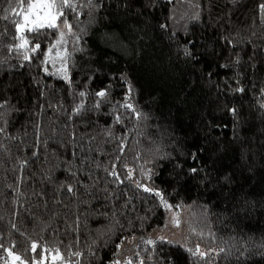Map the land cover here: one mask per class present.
Wrapping results in <instances>:
<instances>
[{"label": "trees", "instance_id": "trees-1", "mask_svg": "<svg viewBox=\"0 0 264 264\" xmlns=\"http://www.w3.org/2000/svg\"><path fill=\"white\" fill-rule=\"evenodd\" d=\"M261 4L264 0H103L91 16L80 17L86 31L81 34L82 51L72 56L71 88L46 76L38 60L28 64L6 48L0 50V61H5L0 65V99L19 109L11 113L8 126V134L19 139L6 140L12 152L0 153V264L7 258L3 249L13 248L30 260L33 254L26 249L32 242L62 253L70 245L86 251L93 240L100 242V234L106 243L100 245L95 264L117 259L128 240L135 252L132 264L140 259L145 264H167L169 259L171 264H195L186 249L197 245L203 251L231 248L230 255L220 254L212 264H264ZM7 7L0 0V9ZM3 15L0 11V31H11L10 21L17 17L10 14L4 21ZM122 76L146 119L136 121L126 114L123 125L114 124L111 104H103L68 120L71 92L88 93L84 100L90 105L97 99L95 92L110 88L109 99L123 102L128 83ZM75 102H80L78 96ZM37 113L43 136L49 135L54 119L58 131L64 124L69 128L61 133L63 143L50 141L42 151L51 163H30L23 172L27 181L17 190L20 173L13 169L21 159H32ZM109 127L115 138L97 135L90 140ZM72 131L75 140L69 137ZM125 135L121 156L118 138ZM113 163L122 180L126 164L143 184L161 190L172 210L187 208L180 241L141 243V238L150 239L168 227L169 210L131 181L119 183L104 172ZM192 168L198 171L192 173ZM148 169L151 179L142 174ZM64 185L77 190L75 197L62 190ZM17 191L22 194L17 196ZM77 216L80 226L73 232Z\"/></svg>", "mask_w": 264, "mask_h": 264}, {"label": "snow or ice", "instance_id": "snow-or-ice-1", "mask_svg": "<svg viewBox=\"0 0 264 264\" xmlns=\"http://www.w3.org/2000/svg\"><path fill=\"white\" fill-rule=\"evenodd\" d=\"M169 2L172 3L174 0H169ZM6 3L8 4V7L0 9V11H3L4 13L2 19L4 21H9L10 14H14L17 19L10 21L13 26L11 31H9L8 27H5L3 31H0V50L6 48L8 53L15 54L17 60H22L28 64H31L34 60H38L41 65V70L46 76L60 79L71 88L73 80L70 75V69L75 67V62L72 60V56L74 52L82 51L79 44L82 39L81 34L86 31V27L82 26L83 22L80 17L84 15L91 16L93 10H99L98 5H103V0H6ZM14 4L15 6H13ZM259 7L261 12H264V4H261ZM81 9H88V11L84 12L81 11ZM194 18L198 19L199 17L197 15ZM261 20L264 21V16L261 17ZM6 36L10 37V41L6 42L4 40V37ZM70 42L72 45L71 50L68 47ZM186 54L190 55L187 50ZM4 62L5 61H0V65ZM21 66L24 65L21 64ZM49 66L53 69L52 71H50ZM120 79L125 80V82L128 83L126 77L122 76ZM238 90L243 91V89ZM133 91L132 86L128 83L127 92L124 96L123 102L116 101L113 103L109 99L111 95L110 88H105L94 93V96L97 99L93 100L90 105H86L84 100V98L89 95L88 93L85 91L71 92L73 107L68 111V120L71 121L73 117H83L84 113L87 111H97L103 104H111L112 110L109 114L113 117L114 124L123 125L126 114L129 118L134 117L136 121H140L142 118L146 119L132 102ZM262 93H264V90H262ZM41 95H43V93H41ZM77 96L80 98L79 103L75 102ZM261 107H264V105H261ZM121 109L124 111H121ZM17 111H19V109L11 106L7 99H0V153L10 154L12 152V146L5 143L6 140L19 139L16 136L8 134L11 113ZM230 111L235 114L236 109L233 108ZM36 117L37 118L33 124L35 129V140L31 145L32 159H21L19 161V168L13 169L14 172L20 173V175L16 177L15 189L17 190L20 183H26L27 181V177L23 176V172L24 169L29 167L30 163L35 164L41 162V167H43L44 163H51L47 156L42 154V151L47 148L50 141H59L60 143H63L61 140V133L67 131L69 128L68 124H64L60 126L58 131L54 126L56 123V120L54 119L51 122L53 126L48 130L49 135L43 136L42 132L44 131V128L39 118L40 113H37ZM68 134L71 139L75 140L77 137L75 131L69 132ZM25 135H27V132H25ZM97 135H106L110 138H115L110 127L103 129V132H97L96 135H90V140H95ZM118 139L119 143L117 147L122 156L127 145V135L121 136ZM81 142L83 143L84 141L81 140ZM16 147L19 148L20 145H17ZM73 156H76V151H73ZM193 158L195 157L193 156ZM115 159L116 161H119L120 156H117ZM82 162H84L83 158ZM97 167H100V165H97ZM122 167L126 170L124 172L123 180L121 179L120 173L116 170L115 163L111 165V168H104L103 170L119 183H124L125 180L131 181L135 184L137 189L157 197L160 204L163 205L165 209L169 211L173 209V205L168 203L161 190L145 185L139 179L135 178V169L128 167L126 164L122 165ZM197 171V168L191 169L192 173H196ZM142 174L146 179H151L153 175L151 169L143 171ZM72 176L75 178L76 173L72 172ZM45 178L51 180V176ZM10 187H12V185H10ZM62 190H65L67 193H72L74 197L77 191L72 185L62 186ZM21 194L22 193L17 191V196ZM84 195H90L87 189L85 190ZM76 198L79 199L78 197ZM80 203H84V201L81 199ZM46 206L47 205H45V207ZM206 214L207 208L205 207L204 215L206 216ZM101 215H105V213H101ZM113 215H115V211L113 212ZM116 223H119V221H116ZM172 224L174 227L180 226V220L176 214H173ZM79 226L80 219L79 216H77L72 231L77 232ZM13 227H15V225H13ZM103 235L104 234H100L101 238L99 243L96 240H93L92 243L88 245L86 251L81 250L74 245H70L69 248L71 250L67 253H62L59 248L45 247L37 242H32L28 249H26V251L33 254L30 260L22 259L21 255H18L13 251V248L3 249L7 254L4 264H17V262H19V264H81L82 260L84 264H95L100 245L106 243L103 240ZM200 235L203 237L202 232ZM76 243H79V237H76ZM122 243L123 240L121 241V244ZM141 243L148 246H155L157 243L164 245L172 244L173 242L160 236L156 240L141 238ZM121 244L117 245V249L121 247ZM262 247H264V245H262ZM0 248H2V245H0ZM145 250L151 251V249ZM186 251L192 257L196 258L195 264H212V261L215 260L216 256L224 254L226 257L231 254L232 250L231 248L225 249V247L221 246L218 249L212 248L208 251H203L199 245H197L195 248L186 249ZM136 255L139 256V253ZM241 255H243V253H241ZM148 259H153V255L150 254ZM110 264H121V261L115 259L111 261ZM124 264H132V261L127 260ZM139 264H145V260L140 259ZM167 264H171L170 259Z\"/></svg>", "mask_w": 264, "mask_h": 264}, {"label": "rangeland", "instance_id": "rangeland-1", "mask_svg": "<svg viewBox=\"0 0 264 264\" xmlns=\"http://www.w3.org/2000/svg\"><path fill=\"white\" fill-rule=\"evenodd\" d=\"M223 52H227V47L223 48ZM50 71L51 67L49 66ZM187 208L184 209H177V210H171L169 211L170 214V221L169 225L165 230L161 231H155L151 234L150 239L156 240L158 237L163 236L168 240H174V241H180L184 237V221H185V214H186ZM173 214H176L180 220V226L174 227L172 224V217ZM133 242L131 240H128L124 243L122 249L119 252L118 260L121 261V264H124L127 260H132V258L135 255L134 248L132 249Z\"/></svg>", "mask_w": 264, "mask_h": 264}]
</instances>
